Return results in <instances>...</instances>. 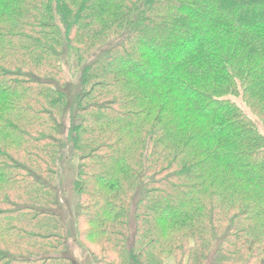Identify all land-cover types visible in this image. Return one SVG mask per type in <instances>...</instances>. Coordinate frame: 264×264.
<instances>
[{"label": "trees", "instance_id": "16d2710c", "mask_svg": "<svg viewBox=\"0 0 264 264\" xmlns=\"http://www.w3.org/2000/svg\"><path fill=\"white\" fill-rule=\"evenodd\" d=\"M71 240L264 264V0H0V264H80Z\"/></svg>", "mask_w": 264, "mask_h": 264}, {"label": "rangeland", "instance_id": "374dc122", "mask_svg": "<svg viewBox=\"0 0 264 264\" xmlns=\"http://www.w3.org/2000/svg\"><path fill=\"white\" fill-rule=\"evenodd\" d=\"M74 62L75 61L72 57L70 58V60L67 58H65L63 60V71H64L66 82L68 84V85H66V91L68 94L69 103L72 102L73 96L75 94L76 85H78V76H79V72H80V68L78 66L75 67ZM234 99L245 111H248L247 108L245 107L244 102L240 98H234ZM74 166H76V165L73 164L71 166V168L73 169ZM72 169L70 170V172H73ZM70 172L68 174L71 175ZM68 202L71 203V205L74 207L75 199H74V195L71 192H68ZM64 207H65V209L69 208V206H67V205H65ZM67 214H69V213H67ZM68 219H69L68 220L69 224L72 225V223H73L72 216L68 217ZM70 245H71V250H73L72 254L80 262V264H88L89 260L86 256V254L82 251L81 248L78 247L76 241L74 242L73 240H71Z\"/></svg>", "mask_w": 264, "mask_h": 264}]
</instances>
